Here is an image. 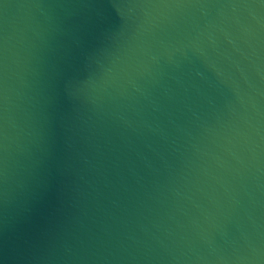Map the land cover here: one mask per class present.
<instances>
[{"label":"water","instance_id":"water-1","mask_svg":"<svg viewBox=\"0 0 264 264\" xmlns=\"http://www.w3.org/2000/svg\"><path fill=\"white\" fill-rule=\"evenodd\" d=\"M0 264H264V0H0Z\"/></svg>","mask_w":264,"mask_h":264}]
</instances>
